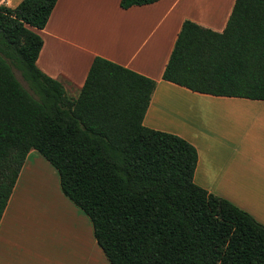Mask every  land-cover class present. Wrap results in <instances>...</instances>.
I'll list each match as a JSON object with an SVG mask.
<instances>
[{
  "label": "trees",
  "instance_id": "obj_1",
  "mask_svg": "<svg viewBox=\"0 0 264 264\" xmlns=\"http://www.w3.org/2000/svg\"><path fill=\"white\" fill-rule=\"evenodd\" d=\"M57 1L0 6V222L35 151L90 220L109 264H264V225L194 183L192 144L143 125L156 81L95 57L71 97L37 68L43 40L30 28L44 29ZM161 79L264 101V0H235L221 32L185 20Z\"/></svg>",
  "mask_w": 264,
  "mask_h": 264
},
{
  "label": "crops",
  "instance_id": "obj_2",
  "mask_svg": "<svg viewBox=\"0 0 264 264\" xmlns=\"http://www.w3.org/2000/svg\"><path fill=\"white\" fill-rule=\"evenodd\" d=\"M22 1L0 0V6L15 8ZM120 1L58 0L45 28H30L43 40L37 68L61 82L71 97L78 95L95 57L156 81L143 125L192 144L198 154L195 184L209 193L220 190L238 208L242 203L232 195L244 192L245 212L264 225V182L257 184L250 162L241 153L249 145L236 137V124L233 127L231 119L227 120V114L236 112L264 114V101L248 100L249 106L242 107L235 104L244 99L200 95L161 79L182 23L189 20L221 32L235 0H160L127 10L120 8ZM206 114L212 118L216 115L218 120L205 123ZM35 153L27 155L0 222V264H82V254L84 264H96L100 252L90 222L79 208L67 202L57 171ZM36 181L42 184L40 189ZM256 187L263 205L252 199ZM40 198L55 200L78 220V233L72 230L84 239L81 252L73 247L65 251L63 241L61 253L66 255L61 256L57 248L61 239L55 233L48 231V239L34 234L33 225L44 214L41 203L35 206V199ZM42 221L49 225L47 219L42 217Z\"/></svg>",
  "mask_w": 264,
  "mask_h": 264
},
{
  "label": "rangeland",
  "instance_id": "obj_3",
  "mask_svg": "<svg viewBox=\"0 0 264 264\" xmlns=\"http://www.w3.org/2000/svg\"><path fill=\"white\" fill-rule=\"evenodd\" d=\"M13 71L19 82L27 89V84L22 79L20 73L16 69H13ZM248 102H249L248 100H237L235 105H241L242 107H244L247 104H249ZM227 115L230 116V118H227L228 121H230L231 119L230 124H232V126L234 127L233 123H235L236 127L238 128L237 129L238 132H236V137L240 138L243 142L249 145L248 148L242 149L241 153L242 156L245 159H247L248 162H250L252 174L257 184L260 185L264 182V114H257L255 116L254 114L248 115L245 112H241V114L236 112L233 115L232 113ZM217 120L218 117L216 115L214 116V118H212L211 115L206 114L205 123L208 122L213 123L214 121L216 122ZM36 185H38L37 187L38 189L42 187V184L38 183L37 181H36ZM256 191L257 194L253 195L252 199L256 201L255 204L259 203L258 205H263L261 202V194L258 192V187H256ZM214 192L215 193L212 194H214L215 196L227 200L223 192H221L220 190L215 189ZM244 195H245L244 192H238L233 194L232 197L234 199L239 200V203H242V208L239 209L246 211L245 210L246 203L244 202V199H242ZM66 200L67 202H70L68 199ZM35 201H36L35 203L36 207L38 206V203H41L42 206L44 207V214L42 217L47 219L49 225H47L46 222L42 221V217H41V221L38 222L35 221L33 225V231H35L34 234L36 236L41 235L44 239H48V235H49L48 231H50V233H55L56 234L55 236L61 239L60 244L57 242V248L60 250L58 252L61 256L66 255L65 253H61L62 250L64 249L63 241L65 242L66 245L65 251H67L69 247H73L77 253L79 252V250L81 252V246L84 239L81 238L78 234L76 235L75 233H73L72 229H74L76 232V225L78 224L77 222L78 220H76L72 216V214L70 213L71 211H69L66 207L63 208L61 204H59L53 199L49 202H46L42 198L35 199ZM229 202L232 203L231 201ZM70 204L72 205L73 203L70 202ZM251 211H256V210H251ZM88 221L90 222L89 219ZM90 226L92 227V225ZM53 238L55 237L53 236ZM51 248L53 250L54 246L53 247L51 246ZM97 249L98 252H100V255H98V258L100 256L99 258L100 260L96 259L97 260L96 264H109L103 253L100 251V248L97 247ZM84 262H85V256L84 254H82V264H84ZM92 264H95V261H92Z\"/></svg>",
  "mask_w": 264,
  "mask_h": 264
},
{
  "label": "bare ground",
  "instance_id": "obj_4",
  "mask_svg": "<svg viewBox=\"0 0 264 264\" xmlns=\"http://www.w3.org/2000/svg\"><path fill=\"white\" fill-rule=\"evenodd\" d=\"M195 2H196V0H195ZM195 3H193V5H194ZM211 13V12H210ZM214 13V12H213Z\"/></svg>",
  "mask_w": 264,
  "mask_h": 264
}]
</instances>
